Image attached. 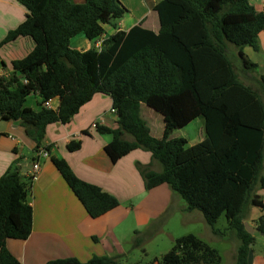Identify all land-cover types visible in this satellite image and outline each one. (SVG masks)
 I'll list each match as a JSON object with an SVG mask.
<instances>
[{"label":"trees","instance_id":"trees-1","mask_svg":"<svg viewBox=\"0 0 264 264\" xmlns=\"http://www.w3.org/2000/svg\"><path fill=\"white\" fill-rule=\"evenodd\" d=\"M16 1L27 14L2 44L29 38L33 48L0 76V120L18 122L35 151H47L42 143L49 125L69 124L95 95L109 97L116 127L95 124V129L112 136L105 147L111 162L136 150L150 153L161 171L138 165L144 189L168 186L187 211L202 214L214 236H235V264H248L254 237L245 228V216L250 208L264 211L256 194L264 190V76L261 99L238 81L228 48L237 49L244 69L257 68L243 49L260 51L264 6L257 13L249 0H160L154 7L157 33L135 26L109 36L99 49L80 52L70 46L75 36L95 42L103 37L105 25L117 29L127 13L120 0ZM31 95L40 99L38 111L25 106ZM55 99V109L45 107ZM143 105L162 116L161 138L151 135L141 115ZM197 118L204 123L201 142L188 146L185 138H171ZM81 146L80 139H73L66 149L73 153ZM20 162L14 161L0 178V264H21L6 243L26 240L32 231V178L21 175ZM52 163L91 219L119 207L115 197L77 178L65 160L52 158ZM221 216L227 223L224 231L216 228ZM256 231L264 234V215L257 219ZM117 259L102 256L81 263L69 258L45 264H118ZM161 264H222V258L188 234L174 240Z\"/></svg>","mask_w":264,"mask_h":264},{"label":"crops","instance_id":"crops-1","mask_svg":"<svg viewBox=\"0 0 264 264\" xmlns=\"http://www.w3.org/2000/svg\"><path fill=\"white\" fill-rule=\"evenodd\" d=\"M72 1L77 4L85 2V0ZM159 1L137 0V4L134 6V4H127L120 0L127 13L118 23L117 29L105 25L103 37L95 42H90L83 36L80 38V35L75 36L71 39L74 43L73 46L70 41L71 48L80 52L96 48V44L102 43L116 32H128L135 26H141L157 33L160 26L154 7ZM249 1L257 13L262 12L264 0ZM26 14L27 11L16 0H0V76L8 74L11 71V62L24 58L33 48V43L29 38H18L13 42L2 44L8 32L14 30L25 20ZM259 44V52L249 47L243 49L245 57L257 66L254 71L242 67L238 51L234 47L228 48V56L238 81L252 88L262 99L260 77L264 76V30L259 34ZM31 97L34 107L26 103L25 106L38 111L37 104L40 99L36 95H31L26 102L29 103ZM50 105L55 109L58 106V100L50 101ZM112 110V101L109 97L95 95L89 103L80 109L69 124L49 125L42 143L43 147H48L49 158L41 160L40 170L33 178L30 174L36 154L35 143L26 135L24 128L18 122L0 120V178L18 159L21 160L18 163L21 167V175L32 178L28 197V203L33 209L31 234L26 240H8L6 243L9 252L21 264H45L51 260L69 258L86 263L93 257H114L118 254L117 239L105 240V238L108 227L117 223L121 224L119 207L98 219H91L53 165L52 158L65 160L77 178L99 187L116 199L140 201L142 198L151 210L155 208L156 199L159 196H164L168 199L167 205L176 202L181 211L192 217L191 221L197 220L206 224L202 214L197 211H187L186 204L169 187V190L164 188L165 185L150 191L144 189L138 165L150 166V169L155 172L161 171V166L152 159L150 153L136 150L115 163L111 162L105 152V147L111 142L112 136L97 133L95 124L115 128L117 115ZM141 115L146 121L150 118L156 120L152 124L149 123L151 135L161 138L163 134L162 116L160 114L158 116L154 110L145 105L141 107ZM197 119L200 120V118ZM197 119L174 131L171 138H185L181 131ZM84 131H87L89 135H84ZM204 137L202 120V129L198 135L200 139L197 143L201 142ZM73 139H80L82 146L79 151L70 153L66 146ZM186 140L188 146L194 145L188 139ZM158 189L163 190L154 194ZM256 194L264 203V190H258ZM263 215L264 211L250 208L245 216L244 224L254 231L252 234L254 244H257L255 234L258 233L261 237L260 242L258 241V250L254 249V245L251 247L253 251L252 264H264V234L257 232L255 225L256 220ZM232 240L234 244L233 256L230 258L231 264H235L238 241L235 236L231 238Z\"/></svg>","mask_w":264,"mask_h":264},{"label":"rangeland","instance_id":"rangeland-1","mask_svg":"<svg viewBox=\"0 0 264 264\" xmlns=\"http://www.w3.org/2000/svg\"><path fill=\"white\" fill-rule=\"evenodd\" d=\"M123 1L127 4H134V6L137 4V0ZM73 44L71 41V46ZM32 100L31 97L30 102H26V104L34 107ZM157 114L159 116V113ZM153 121L156 120L153 118L147 120L151 124ZM201 129L202 119H197L189 127L182 130L181 134L191 144H195L200 139L198 135ZM156 131L155 133H157ZM156 163L160 166L158 162ZM164 188L169 190L166 185ZM161 190L163 189H158L154 194ZM117 200L119 202L118 212L121 224L117 223L108 227L105 240L117 239L119 243L116 246L118 254L114 257H118V264H161L162 257L171 250L174 240L188 234L199 237L217 250L222 258V264L232 263L230 257L233 256L234 244L233 240L231 241L233 235L230 236L226 233L225 237L214 236L206 224L197 220L191 221L192 217L181 211L176 202L167 205L168 199L159 196L156 199L155 208L150 210L148 204L142 198L140 201ZM182 202L184 201L182 200ZM216 228L221 231L227 228L224 216L218 219ZM136 235L139 237V244L136 241ZM255 237L257 244H254V249L258 250V241L260 242L261 237L258 233L255 234Z\"/></svg>","mask_w":264,"mask_h":264},{"label":"built area","instance_id":"built-area-1","mask_svg":"<svg viewBox=\"0 0 264 264\" xmlns=\"http://www.w3.org/2000/svg\"><path fill=\"white\" fill-rule=\"evenodd\" d=\"M100 46H101V43L96 44V48L99 49ZM45 107L49 108V109H52V107L50 105V102H46L45 103ZM112 112H115V111L112 110ZM35 158H36L35 161L31 165V174L30 175H31L32 178L40 170L41 160L49 158V154H48V152L45 149L40 148V149H38L36 151Z\"/></svg>","mask_w":264,"mask_h":264},{"label":"water","instance_id":"water-1","mask_svg":"<svg viewBox=\"0 0 264 264\" xmlns=\"http://www.w3.org/2000/svg\"><path fill=\"white\" fill-rule=\"evenodd\" d=\"M244 225H245L247 232L252 235L254 233V231L251 230V228H249V226L247 224H244ZM252 261H253V251H252V249H250V251L248 253V264H252Z\"/></svg>","mask_w":264,"mask_h":264}]
</instances>
